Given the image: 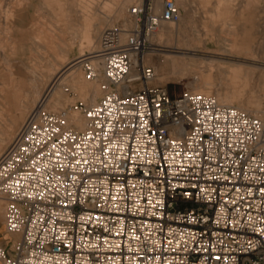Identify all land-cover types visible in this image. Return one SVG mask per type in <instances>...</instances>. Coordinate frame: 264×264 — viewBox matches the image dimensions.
<instances>
[{
  "label": "built area",
  "instance_id": "built-area-1",
  "mask_svg": "<svg viewBox=\"0 0 264 264\" xmlns=\"http://www.w3.org/2000/svg\"><path fill=\"white\" fill-rule=\"evenodd\" d=\"M176 0H138L86 54L96 102L33 107L0 155V264H264V115L156 84L151 36Z\"/></svg>",
  "mask_w": 264,
  "mask_h": 264
},
{
  "label": "rangeland",
  "instance_id": "rangeland-1",
  "mask_svg": "<svg viewBox=\"0 0 264 264\" xmlns=\"http://www.w3.org/2000/svg\"><path fill=\"white\" fill-rule=\"evenodd\" d=\"M136 1L0 0V155L36 105L50 110L72 106L70 122L84 120L75 105L91 104L90 90L100 87L96 102L105 88L87 76L82 66L86 54L98 46L105 27L124 21L128 6ZM176 1L182 7L181 20L165 22L150 39L146 62L156 69L154 82L175 92L191 88L213 93L224 103L263 115L264 0ZM221 56L228 62L220 64ZM176 59L191 69L174 70L171 61ZM3 211L0 205L1 238L9 237Z\"/></svg>",
  "mask_w": 264,
  "mask_h": 264
},
{
  "label": "bare ground",
  "instance_id": "bare-ground-1",
  "mask_svg": "<svg viewBox=\"0 0 264 264\" xmlns=\"http://www.w3.org/2000/svg\"><path fill=\"white\" fill-rule=\"evenodd\" d=\"M81 2V1H80ZM79 2V3H80ZM61 3V2H60ZM59 3V4H60ZM81 3H83V2H81ZM85 3V2H84ZM61 5V4H60ZM59 5V6H60ZM76 7V6H75ZM82 8V7H81ZM86 8V7H85ZM84 8V9H85ZM127 8V7H126ZM126 8H125V10H126ZM59 9V8H58ZM61 9V8H60ZM60 11V10H59ZM62 11V10H61ZM85 11V10H84ZM127 11V10H126ZM73 12V11H72ZM125 13V12H124ZM78 15H80V14H78ZM73 18V17H72ZM81 19H82V17H81ZM72 23V22H71ZM164 24L165 23H163V25L162 26H164ZM170 24H173V22H170ZM162 26L160 27V29L162 28ZM72 27V26H71ZM85 28H87V27H85ZM87 29H89V28H87ZM160 29L152 36V39L154 40V37L155 36H157V33L160 31ZM85 30V29H84ZM90 30H92V29H90ZM85 31H87V30H85ZM97 33V32H96ZM85 34H87V32L85 33ZM94 34H95V32H94V30L93 31H90L89 32V35L87 36L88 37V42L90 43L94 38ZM53 38V37H52ZM84 38H85V36H84ZM189 38V37H188ZM87 39V38H86ZM156 43V42H155ZM188 45V44H187ZM188 47H189V45H188ZM179 51V50H178ZM171 52H173L172 50L171 51H169V50H167V53L168 54H170ZM179 52H181V51H179ZM182 53L183 54H186L187 53V55L188 54H192V57H194V55L195 54H197V53H195V52H191V51H182ZM182 54V55H183ZM235 56V55H234ZM216 57V56H215ZM222 58H220V59H218L217 61L220 63V64H224L225 62H228V60H226L225 58L226 57H224V56H221ZM146 61L148 60V57H146V59H145ZM211 60H214L213 58H211ZM85 61H87V60H85ZM85 61H84V63H85ZM177 61L178 62H181L182 63V65H179L180 63H177ZM185 62V61H184ZM83 63V64H84ZM171 63H172V67H173V69L174 70H181V68H182V70L184 69V70H186V71H188L189 69H191L190 68V66H189V64H187L186 63V65H185V63H184V65H183V62L180 60V59H176V60H172L171 61ZM192 64V63H191ZM222 64V65H223ZM65 66V65H64ZM221 68H223V67H221ZM238 70V69H237ZM239 71V70H238ZM56 72V71H55ZM58 72V71H57ZM194 79H197V77L195 78L194 77ZM100 93H101V88L100 87H94V88H92L91 90H90V92H89V96H88V98L91 100V104L92 103H94V100L100 95ZM226 97V96H225ZM220 99V98H219ZM225 99V98H224ZM221 101V100H220ZM223 101V100H222ZM247 104V103H246ZM248 106V105H247ZM247 106H246V108H247ZM256 109L258 110V111H261V107H260V104H257L256 105ZM257 111V112H258ZM264 115V114H263ZM83 118H84V116H83ZM70 120V119H69ZM71 122H73V123H75L76 125H78V126H80V127H83L84 126V124H85V118H84V120L83 119H80L79 117L78 118H75V119H73V121H71ZM8 142V141H7ZM0 205H3V201H1L0 200ZM4 212V211H3Z\"/></svg>",
  "mask_w": 264,
  "mask_h": 264
},
{
  "label": "crops",
  "instance_id": "crops-1",
  "mask_svg": "<svg viewBox=\"0 0 264 264\" xmlns=\"http://www.w3.org/2000/svg\"><path fill=\"white\" fill-rule=\"evenodd\" d=\"M1 238V237H0ZM4 237H2L1 239H3Z\"/></svg>",
  "mask_w": 264,
  "mask_h": 264
}]
</instances>
